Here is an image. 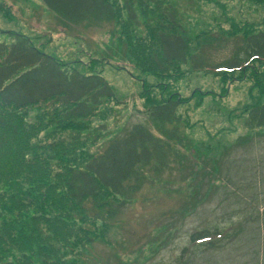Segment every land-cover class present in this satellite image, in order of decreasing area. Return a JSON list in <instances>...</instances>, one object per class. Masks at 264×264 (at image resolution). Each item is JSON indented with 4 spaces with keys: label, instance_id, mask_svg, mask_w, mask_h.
Wrapping results in <instances>:
<instances>
[{
    "label": "rangeland",
    "instance_id": "374dc122",
    "mask_svg": "<svg viewBox=\"0 0 264 264\" xmlns=\"http://www.w3.org/2000/svg\"><path fill=\"white\" fill-rule=\"evenodd\" d=\"M134 1L136 19L131 24L124 10L116 8L114 21L63 28L41 0H0V40L8 39L5 32L23 33L43 51L82 70L93 67V59L110 60L93 69L111 84L115 98L69 128L83 142L79 157L82 149L102 150L132 123L147 122L141 112L144 103L149 98L157 101L158 86L168 81L156 69L151 27L165 19L164 2L174 5L177 23L187 36L199 38L191 48L199 49L208 61L231 56L232 39L227 34L234 24L264 29V0ZM171 71L175 79L171 77L168 90L185 100L178 109V126L192 141L183 151L189 162L185 167L174 161L161 172H149L115 215L95 223L81 222L77 216L76 223L82 224L74 225L75 233L89 234L90 241L79 254L81 246L73 238L76 248L65 256L68 264H264V128L250 130L244 125L246 106L264 101V86L238 80L237 74L223 82L222 76L190 72L183 65ZM52 108L26 110L33 128L43 127L45 113ZM44 128L49 131L39 132L40 146H51L54 152L55 144L69 149L65 142L48 138L56 129ZM55 162L50 159L51 169ZM103 197L114 201L106 192ZM202 227H217L221 234L191 242L190 233Z\"/></svg>",
    "mask_w": 264,
    "mask_h": 264
},
{
    "label": "trees",
    "instance_id": "16d2710c",
    "mask_svg": "<svg viewBox=\"0 0 264 264\" xmlns=\"http://www.w3.org/2000/svg\"><path fill=\"white\" fill-rule=\"evenodd\" d=\"M41 1L63 28L114 21L116 8L124 10L130 24L136 19L134 0H121L120 5L117 0L115 5L111 0ZM162 11L165 19L151 27L157 46L156 69L168 81L158 86L157 101L149 98L144 110H139L147 122L132 123L102 150L88 153L82 149L81 157L78 150L83 142L69 128L115 98L111 84L93 69L110 60L93 59V67L82 70L43 51L23 33L5 32L8 39L0 40V264H68L65 256L76 243L81 254L83 244L90 241L89 234L75 233L74 225L82 224L76 223L78 217L81 222L95 223L115 215L149 172H161L174 161L186 167L183 151L191 148L192 141L178 126V109L185 100L168 90L171 77L175 79L171 67L183 65L190 72L213 73L222 76L223 82L237 74L238 80L264 86V29L234 24L227 34L232 39L231 56L212 62L191 48L200 43L199 38L188 37L180 27L174 5L164 2ZM140 81L144 91L149 90L146 78ZM44 105L53 110L45 113L43 127L33 128L26 110ZM244 113L246 128H264V101L246 106ZM47 126L56 129L48 138L65 142L69 149L55 144L54 152L51 146H40L39 132ZM47 151L54 156L49 157ZM53 158L55 169L49 163ZM186 169L192 171V167ZM104 192L114 201L102 198ZM89 203L92 208L85 205ZM220 234L217 227H202L192 231L189 240L198 243Z\"/></svg>",
    "mask_w": 264,
    "mask_h": 264
}]
</instances>
